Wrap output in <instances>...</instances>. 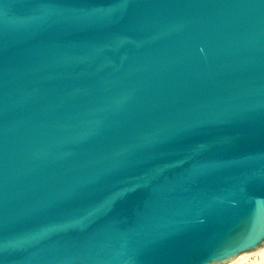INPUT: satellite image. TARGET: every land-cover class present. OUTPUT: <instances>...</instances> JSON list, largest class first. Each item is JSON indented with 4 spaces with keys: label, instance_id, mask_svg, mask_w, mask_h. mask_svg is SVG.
I'll return each mask as SVG.
<instances>
[{
    "label": "water",
    "instance_id": "water-1",
    "mask_svg": "<svg viewBox=\"0 0 264 264\" xmlns=\"http://www.w3.org/2000/svg\"><path fill=\"white\" fill-rule=\"evenodd\" d=\"M262 200L264 0H0V264L227 263Z\"/></svg>",
    "mask_w": 264,
    "mask_h": 264
},
{
    "label": "snow or ice",
    "instance_id": "snow-or-ice-1",
    "mask_svg": "<svg viewBox=\"0 0 264 264\" xmlns=\"http://www.w3.org/2000/svg\"><path fill=\"white\" fill-rule=\"evenodd\" d=\"M257 209V217L242 216L233 229L221 235L214 243L209 245L211 249L209 259H220L223 254H231L235 250V242L237 239L247 234L249 230L252 232H255L257 229L264 230V200L257 203ZM258 242L256 240L249 246H255V243Z\"/></svg>",
    "mask_w": 264,
    "mask_h": 264
},
{
    "label": "bare ground",
    "instance_id": "bare-ground-1",
    "mask_svg": "<svg viewBox=\"0 0 264 264\" xmlns=\"http://www.w3.org/2000/svg\"><path fill=\"white\" fill-rule=\"evenodd\" d=\"M216 264H264V245L255 250L240 253L227 263Z\"/></svg>",
    "mask_w": 264,
    "mask_h": 264
}]
</instances>
